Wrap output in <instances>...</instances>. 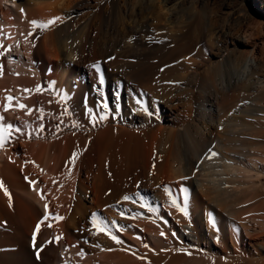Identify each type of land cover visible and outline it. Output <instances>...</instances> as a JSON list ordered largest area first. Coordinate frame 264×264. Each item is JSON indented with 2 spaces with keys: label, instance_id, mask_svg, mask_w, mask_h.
<instances>
[{
  "label": "bare ground",
  "instance_id": "obj_1",
  "mask_svg": "<svg viewBox=\"0 0 264 264\" xmlns=\"http://www.w3.org/2000/svg\"><path fill=\"white\" fill-rule=\"evenodd\" d=\"M151 1L154 8L158 2H168ZM170 2L172 10L180 4L178 0ZM135 4L134 0H0V36L4 37L5 48L12 46L7 55L0 57V65L3 66L0 115L4 116V124L20 129V132L13 131L5 147L0 149V181L12 197L9 201L0 189V264H264V217L259 216L261 211L257 213L254 205L264 190V140L252 142L245 160L236 162V153L241 152V147L248 140L249 119L237 116L227 119L230 111L222 107L229 93L224 85L227 78L229 90H241L243 101L250 99L253 104L264 105V51L258 53L255 47L249 50L253 35L240 31L238 42L249 50L234 53L236 61L242 63L240 71L236 64L235 73L230 68L222 69L221 62L209 67L199 81L198 91L190 90L192 99L179 114L174 113L175 105L171 99L175 96L172 92L169 91L172 98L164 99L167 106L163 112L171 110L172 116L175 115L173 124L183 128L176 130L153 125L145 130H130L116 124L119 118L116 120L101 105L91 108V100L85 101L84 96L93 76L100 75L90 67V61L100 53L104 54L103 57L109 55L106 54L109 46L104 49V45L96 41L95 29L99 34L101 31L107 34L115 32L111 25L112 16L119 13L120 18L124 17L126 14L122 15V11L126 9L137 14ZM210 5V0H204V9L211 8ZM233 5L228 9L235 22ZM190 7L191 14L200 13L196 2ZM251 9L262 11L261 18L264 19V0H252ZM211 11L214 10L211 8ZM244 11L249 17L251 10L246 7ZM168 12L171 13L170 10ZM75 14L76 18H73ZM56 16L61 17V21L49 29L40 30L32 26L33 20L46 22ZM140 20L129 25L123 19L120 23L124 27L117 36L122 38L126 47L144 35L145 38L152 36L158 28ZM214 23L209 27L210 39L214 36L222 40L224 37L234 43L231 29L214 28ZM261 24L264 27V21ZM187 32L183 25L168 31L165 37L173 50H185L189 46ZM8 34L13 38L8 39ZM148 52L141 53V56L138 54L139 58L133 62L128 54L122 58L125 61L121 63L123 68L112 75L124 76L123 87L121 83L113 84L115 93L106 95L104 100L130 95L135 101L138 98L132 89L151 91L154 84L156 87L163 81L165 76L162 81L159 79L162 74L159 81L156 76L160 72H156V67L161 57L158 58V53L153 50ZM253 63L257 68L248 79L249 75L247 78L244 75L249 73ZM234 76L235 83L232 82ZM197 80L194 75L189 84ZM37 87L43 91L37 93ZM25 89L32 91L26 92ZM8 95L16 98L14 108L17 101L23 103L33 109L31 115L18 108L5 112V97ZM144 100L147 101L146 98ZM145 102L147 111L143 110V114L146 116L139 117V123L149 126L158 116L155 117V112L146 106L150 101ZM135 105L139 109L138 104ZM40 108L44 109L42 120ZM216 108L222 113L218 123ZM65 109L67 112H79L81 118H88L90 122L89 110L96 114V122L86 127L91 130L92 139L84 134L64 133L67 128L62 125ZM105 114L116 123L93 133V127L99 122L104 124L108 119H99ZM188 119L193 121L186 123ZM221 121L225 123L221 125ZM163 137L168 138V147H160ZM73 153H79L74 165L69 163ZM201 158L207 159L204 163L207 167L212 165L206 173L196 166V160ZM217 163L219 166L215 165ZM29 180L36 182L35 190ZM165 188L171 191V196ZM126 195H136L139 200L143 197L148 206L143 211L145 214H140L145 218H135L128 229L120 224L122 215L116 213L118 207L115 208ZM172 199L182 208L186 207L187 216L172 206ZM45 204L48 205L47 210ZM149 207L153 211H149ZM250 208L255 209L258 216L254 212L248 214L252 211ZM211 209L216 212L211 213ZM56 214L64 219L56 221L53 219ZM93 214L103 220L123 243L111 242L110 236H104V233L97 234L91 224ZM45 216H48L47 220H44ZM157 220L162 222L158 224ZM38 224L37 247L33 248L32 236ZM99 235L100 240L97 238ZM57 237L61 238L57 241ZM39 249L42 250L37 257ZM81 251L85 253L83 257L78 254Z\"/></svg>",
  "mask_w": 264,
  "mask_h": 264
},
{
  "label": "rangeland",
  "instance_id": "obj_2",
  "mask_svg": "<svg viewBox=\"0 0 264 264\" xmlns=\"http://www.w3.org/2000/svg\"><path fill=\"white\" fill-rule=\"evenodd\" d=\"M58 1H62V0H58ZM134 1L136 2L135 6H134V11H136L135 13H137V14H131L133 10L131 11L129 9L128 10L126 9V10L122 11V13L124 12L122 15L126 14L127 15V16L125 15L126 17L122 16L121 17L122 19H121L120 18L121 15L119 13L114 14L112 16L111 25L113 26V30L116 29L117 31L115 30V32H113L110 29L112 31V33L111 32L108 33L109 35L105 32H102V31L99 34V33H97L98 29L96 28V27H98L99 24H98V22L96 23V27H95L96 28L95 29L96 30L95 35H97L96 41L99 40L104 45L103 46L101 44L104 49H107L108 46L110 47V48L108 47L109 51L107 50V53H106L107 55L108 54L109 55L105 56L106 57L105 58V57H103L104 56L103 53L97 54V56H95V58H94L95 60L92 59L90 61V64L93 65V64H97V62H98V64L101 67V71H102V74H103L104 79L106 81V84L103 86H100L98 83V77L99 76H93L92 84H90V86L86 89L87 93H85L84 100L85 101L91 100L89 106L91 108H93L95 106L94 108H96V107L100 106L103 101H105L104 99H105L106 95L110 96V95H113L115 93V89H113V84L121 83L122 84L121 87H123V80H125L124 76L121 75L120 77H118V76L116 77V76H113L112 73L115 71H120L123 68L121 63H125V61L123 59H124V56H126V54H128L127 56L129 57V60L131 59L130 61L133 62V61H136L137 58H139V55L141 56V53L142 54H146V53L148 54L149 50H153L154 52L158 53L157 54L159 56L158 58H160V57L161 58L158 60V63L159 62L160 63L157 65L158 67H156L157 68L156 72L158 70H160V72L158 71V73L160 75L157 73H155V74H157L156 76H158L157 79L162 74V76L159 78L160 81H162L161 78H163L164 76H165V78L163 79L162 82H158L159 79H158V81L156 79L155 83L158 82L159 86L157 84L155 87V84H154V86H153L154 88H153V90H151L152 93L149 90L140 91L137 88L132 89L131 92H133V94H135V96L137 95L136 98H138V99H135V101L133 100L134 98H132L130 95H129V97L127 95H125V96H123L117 100H115L113 98H111L109 100V98H107L106 99L107 103H109V111L108 112L111 113V114L110 113L109 114L111 116H113L114 118L116 117V120L118 118L119 119H118L117 123L115 121L111 120L110 118H108L109 120L107 119L104 124L99 122L98 125L93 127V133H95V134L98 131L102 130L104 127H106L108 124H114V123H116V124L120 123V125H123L126 128H128L130 130H135V131H140L142 129L145 130V128H148L150 126L152 127L153 125L156 127L160 126V127H165V128H169V129H176V130L181 129V128H183V126L173 124L172 118L175 115L172 116L173 113L171 110H167V113L163 112L164 108H166V106H167L166 103H164V99L172 98L171 95H169V94H171L170 92H172V96L173 95L175 96V98L171 99V101L173 100L172 101L173 105H175L174 113L177 114V112H178V114H179L180 113L179 111H181L182 108H183V110L186 109L185 105L188 104V101L192 99L191 94H190L191 93L190 90L192 88H194L195 91L196 90L198 91L197 88H198V85L200 84L199 81H201L203 73L209 67H211L212 65H217V64L222 63L221 64L222 69L223 68H228V69L230 68L235 73V64L239 67L237 69L238 71H240V69H241L240 67L242 64V63L238 62V60L236 61L237 58H236V56H234L235 52H237V53L242 52V51L248 52L251 48H254V47L257 49L258 53H261L262 51H264V46H263L264 45V27L261 24L262 21H264V19L261 18V13H263V12L262 11L258 12V10H256V9H251L252 0H210V3H211L210 6H211L212 10H214V11H211L210 7H208L209 10H208V8H205V9L203 8V7H205L204 6V0H178V1H180V4L176 8V10L170 9V7H172V5H173V4H170V3H172V2H170V0H168L167 4H165L166 2L162 1V0H161L162 3L156 2L157 7H155V8L153 6H151L152 5V3H150V2H152L151 0H134ZM139 1H140V4L138 5L137 3H139ZM193 2H196V8L200 12L199 14H194V13L191 14V12H190L191 7L190 6H191V3H193ZM233 3L235 4V22L232 21L233 19L231 18V15H229V9H228L229 7L234 6ZM163 6H165V7L163 8ZM152 7H153V10H151ZM246 7L251 10L249 17L246 16L245 11H244V9ZM168 9L171 11V13L168 12L169 11ZM166 10H168V11H166ZM203 10H205V11H203ZM130 11H131V13H130ZM212 12H215V13H212ZM197 15L199 17H197ZM73 16H74L73 18H76V14ZM198 18H199V20H198ZM123 19H125L127 22H129V25H130V22L136 21V20L138 21L141 19L140 22L147 23V24L151 23V24L158 26V28L156 29V31L152 32V36H148L147 38H145L146 35H144L141 39L137 38L134 42H132L133 44L129 45V47L128 46L126 47V45H124V41L122 40V38L117 36L118 35L117 32L120 29L122 30V28L124 27L122 24H120ZM212 19H213V21H210ZM215 21H216V23H214ZM217 22H218V24H217ZM230 22L232 25L230 24ZM162 23H164V24H162ZM212 23H214L213 24L214 28L219 29L220 27L221 28L222 27H228L229 29H231L230 32L234 34V35L231 34V36L232 37L235 36L234 43L232 42L233 40H230V38L224 39V37H223V38H221L222 40H218L216 37L213 36V38L211 37V39H210V37L208 36V32H209V27L210 26L212 27ZM182 25L184 28L186 27V29L188 30L187 34L190 37L188 40L190 44L188 47L185 48V50H183V49L173 50L170 47V43L166 39L165 35H167L168 31H170V30L172 31V29H175V28L182 26ZM117 26H118V28H117ZM175 26H177V27H175ZM167 28H169V29H167ZM165 30H168V31L166 32ZM240 31L241 32L247 31L248 34L252 33L251 35H253L252 36L253 38L251 39L252 45H250L251 47L249 48V50L246 49L247 47L244 46L242 43L238 42V36L241 33ZM102 39H103V41H101ZM115 39H117V40H115ZM144 39H145V41H144ZM107 41L109 42V44ZM105 42H107V43H105ZM115 42H116V44H115ZM105 44H107L106 47H105ZM161 46H165V47H161ZM143 47L145 49H142ZM161 48H163V49H161ZM175 54H176V56H174ZM119 56L120 57L122 56V57L119 58ZM91 57H92V55H91ZM233 60H234V62H233ZM224 61L227 64H229L230 67L226 63L224 64ZM256 68H257L256 63H255V65L253 63V65L250 68L251 70L249 69V73L248 74L246 73L244 75V77L249 75V76H247L248 79L251 78L252 72ZM166 70H168V71H166ZM170 74H172V75H170ZM194 75L197 76L198 80L195 83L191 81L192 83L189 84L190 80L193 79ZM225 80L226 81L224 82V85H225V88L226 87L228 88V89L227 88L226 89L228 90L229 93L227 92L228 94L226 95V99L222 103V107L224 109L230 111L229 113L231 114L230 115L228 113L226 118L227 119H234L235 116H237V117L243 118V119L246 118V120L249 119V120H247V122H248L247 124L249 126V127L247 126L248 127L247 129L250 130V132L246 134V139H248L247 143L245 141L246 145H243L241 147V152H239L240 155L238 153H236V156L237 155L238 156L237 157L235 156V161L238 163H242L247 156V152L249 151L250 145H252V142L255 143L257 141L260 142V141L264 140V136H263L264 135V107H262L264 105L260 106L259 105L260 103L257 104V102H255V101L254 102L256 104H253V101L250 99H244V101H243L242 95L240 94L241 90L235 91V88H233L234 90L233 89L229 90V87L227 84V81H229V79L227 78ZM163 82L165 84H163ZM232 82L235 83V76L232 78ZM134 90H136V91H134ZM176 90H178V91H176ZM256 90H258V88ZM259 90H260V88H259ZM100 91L103 92V96L100 95ZM167 91H168V93H167ZM144 92H145V94H144ZM121 93L123 94V92H121ZM163 95L166 97H164ZM92 96H94V98ZM145 98L147 101L149 100L151 102V103L148 102L149 103L148 105L146 104L148 109L151 112L153 111L152 113L155 112L154 113L155 117L158 116V117H156L158 119L154 123H152V125L149 124V126H143L142 124L139 123L140 118H144L146 115L143 114L144 112H143V109L140 108V105H137V106H139L138 108L141 111H139V109H137V107H135L136 106L135 104H137L136 100H140L142 102V104L145 105L144 104ZM93 100L95 102H93ZM249 100H250V102H249ZM147 101L145 103H147ZM92 102L95 105H93ZM133 102H134L135 106L133 105ZM132 105H133V107H132ZM133 109H134V111L136 109L137 110L135 112H133ZM216 111L218 112L217 108H216ZM79 114H80L79 112L70 111V110L64 114V120L62 121V125L67 126L64 133H66V134H70V133L84 134L87 137H89L91 134V130L86 128V127L89 126V124L92 122L88 121L89 120L88 118H87V120L81 118L79 116ZM217 114L218 115L216 118H217V123H218V119H220V115L222 113L220 111V113L218 112ZM140 115H142V116H140ZM218 116H219V118H218ZM228 116L230 118H228ZM79 120H81V121H79ZM119 120H121V121H119ZM192 121H193V119H188L186 121V123H189ZM227 121H229V120H227ZM224 123L225 122H222L221 125H223ZM228 123L231 124L230 121ZM74 124L78 125V126H74ZM237 128H239V127H237ZM240 129H243V128L241 127ZM202 130H203V133L205 132V134H206L207 131L204 130V128ZM251 132H252V134H251ZM165 136L168 137L167 134ZM167 137L166 138L163 137L162 143L160 145L161 148H162V146H163V148H165L166 146L168 147L169 144H168V140H167L168 138ZM247 137H249V138H247ZM90 138L92 139L93 136H90ZM245 146H247V147H245ZM206 162H207V159L205 161V158H201V159L196 160V166L198 167V169H200V170L202 169V172H204V173H206L208 168L212 166V165H210V166L208 165V167H207L206 165H204V163H206ZM215 165L219 166V163H217ZM131 192H133V191H131ZM127 196H129V195H127ZM260 196H261V198H259ZM136 198H138L136 195L132 196V199L134 201H136L135 203H133L131 200L125 201L124 199H122L121 202L120 201L118 202L119 205L115 206V208L118 207V208H116V210H117L116 213L117 212L118 213H121V212L124 213V215L122 216V219L120 220V224L122 226L126 227L127 229H128V227H131V223L135 220V218H137V219L138 218H140V219L145 218V217H140V214H142V213L145 214V212H143V211L146 210L145 209L146 207H141L140 206L141 200L136 199ZM258 198L261 200L259 201ZM257 202H258V204H256ZM261 202H263V204ZM143 203L146 205L145 200ZM260 203H261V205H259ZM254 205L257 208H255ZM254 205L252 206V208L254 207L257 210L256 211L257 213H259L261 211L260 213L263 216L262 215H259V216L264 217V208L262 207V206H264V190H262L260 192V194L257 196ZM257 205H259V207ZM250 209H249V211H250ZM254 210H252L248 214H252L254 212L255 215H257V213ZM249 211H247V212H249ZM215 212H216L215 209H211V213H215ZM159 222H162V221H159V220L156 221V223H158V224H159ZM205 228H206V226H205ZM113 232H111V234ZM100 235L102 236L103 234H100ZM100 235L97 238L101 237ZM104 236H106V234H104ZM104 236H102V238ZM107 237H108V235H107ZM104 239H107V238L105 237ZM99 240H100V238H99ZM110 240H111V238H110ZM102 241H104V240H102ZM111 242H115V241L111 240ZM104 244H102V245H104ZM107 245H108V243L106 244V246L104 245V248H106Z\"/></svg>",
  "mask_w": 264,
  "mask_h": 264
},
{
  "label": "snow or ice",
  "instance_id": "obj_3",
  "mask_svg": "<svg viewBox=\"0 0 264 264\" xmlns=\"http://www.w3.org/2000/svg\"><path fill=\"white\" fill-rule=\"evenodd\" d=\"M61 19H62L61 17L56 16V17H53V18L48 19L46 22H37V21L33 20L31 23H32L33 28L40 29V30H46V29H49L51 26L56 25L58 22L61 21ZM0 31H2V30H0ZM29 35H31V33H29ZM3 38H4L3 36H0V49H3V51H0V57H3L5 55H7V53L10 52L11 51V48H12L11 45H8L7 48H5V45L3 44ZM7 38L8 39H12L13 37L11 36V34H8ZM90 67L94 68L97 73H100V75L98 77V83H99L100 86H103L105 84V79H104L103 74L101 73V67H100V65L97 63V64L91 65ZM2 68H3V66L0 65V74H2ZM24 91L31 92L32 90L31 89H25ZM35 91L37 93H40V92L43 91V89H41L40 87H37L35 89ZM100 95L103 96V92L102 91H100ZM5 99L7 101V103L4 105V111L5 112H7L9 110H15V108H18L19 110H26L27 111V114L31 115L33 109L28 108V106L25 105V104H23V103H19L17 101L16 102V105H15V108H14L13 102L16 99L15 97H13L11 95H8V96L5 97ZM63 99L67 100V97H63ZM136 103L138 105H140V108L141 109H143L144 111H147V109L144 108V105L142 104V102L140 100H136ZM101 108L103 110H109V104L107 103L106 100L101 103ZM64 112L67 113V109H65ZM39 113H40V119L42 120L44 118V109L43 108H40L39 109ZM89 113H90V117H91L92 122L95 123L96 120H97L96 114L93 113L91 109L89 110ZM149 115H151V114L149 113ZM107 118H108L107 114L101 115L99 117L100 120H105ZM3 121H4V116L3 115H0V149H3L5 147V144L8 142L9 137L11 136V134L13 133V131L20 132V129L19 128H14V126L12 124H4ZM74 126H78V125H75L74 124ZM40 130L43 131V126H41ZM78 155H79V153H73V155H72L69 163L74 165L76 159L78 158ZM212 155L215 156L216 153L213 152ZM28 182H29V184H31L33 186V190H35V183L36 182L31 181V180H29ZM0 189H3L5 196H7L8 199H9V201H11V199H12L11 194L8 191V189L4 186L3 181H0ZM165 191L169 194V196L172 195L171 194V191L169 189L165 188ZM43 198H44L43 195H41V199H43ZM123 199L125 201H130L131 200L133 203L136 202V201L132 200V197L127 196V195L124 196ZM140 200H141V204H140L141 207H148L147 205H145L143 203V197H141ZM185 204H186V201H185ZM172 206L178 208L186 216L188 215L187 210H186V207H183L182 208L177 203V201L175 199H172ZM47 208H48V205L45 204V209L47 210ZM148 210L149 211H153V209L151 207H149ZM121 215L123 216L124 213L121 212ZM47 219H48V216H45L44 217V220H47ZM53 219H55L56 221H61V220L64 219V217L59 216L58 214H56V215L53 216ZM211 222H212L213 227H215V220L212 219ZM41 223H43V221H41ZM91 224H92V228L95 230V232L97 234L104 233L106 235H109L110 238L112 240H114L116 243H118V244L123 243V241H121L120 239H118L117 236L111 234V230L109 229L108 225L103 220H101L96 214H93L92 215V217H91ZM48 226L51 227V224H49ZM39 231H40V225L38 224L37 227H36V229H35V232H34V234L32 236V246H33V248H36L37 247V245H36V233H39ZM161 235L163 236L164 233L161 232ZM60 238L61 237H57L56 238L57 241ZM137 238L139 239V237H137ZM145 247H147V245H145ZM41 250L42 249L37 250V252H36L37 257H39V254H40V251ZM78 254L80 256H82V257L85 255V253L83 251H81Z\"/></svg>",
  "mask_w": 264,
  "mask_h": 264
}]
</instances>
